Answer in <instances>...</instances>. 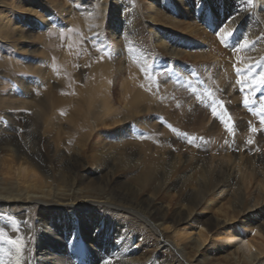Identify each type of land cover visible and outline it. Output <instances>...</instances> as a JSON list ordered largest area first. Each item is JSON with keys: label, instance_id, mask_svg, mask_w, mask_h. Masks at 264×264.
I'll return each instance as SVG.
<instances>
[{"label": "bare ground", "instance_id": "bare-ground-1", "mask_svg": "<svg viewBox=\"0 0 264 264\" xmlns=\"http://www.w3.org/2000/svg\"><path fill=\"white\" fill-rule=\"evenodd\" d=\"M32 1L0 0V40L12 38L15 33L18 38L22 31L20 24L29 20L30 14L44 17L48 22L53 20L48 19L47 14H38L30 9V4L34 3ZM233 1L91 0V4L94 3L99 22L110 30L111 38L116 43L121 45L126 41L129 44L132 40L131 45L135 39L143 42L142 33L146 32L154 41V47L174 61L179 55L191 56L184 54L186 51L177 46V35L197 36L200 33L199 23L219 24L223 17L229 26L226 30L238 28L243 33L241 40L247 38L249 41L250 47L242 64L255 61L252 65L255 67L259 62V71L264 70V0H236L235 5ZM46 2L59 12L66 11L67 17H70L69 24L70 21L74 23L71 17L76 11L84 13L89 8V0H76L78 3H72V0L70 2L75 5L71 7L59 0ZM137 12L138 15H135ZM19 13L24 14L19 16ZM180 13L188 15L197 25L185 24L179 33H172L179 26L177 18ZM140 17L150 23L146 31L141 27ZM75 19L78 21V16ZM45 28L51 30L47 24ZM121 29H124L123 32H120ZM73 45L76 46L75 50L67 52L66 66L69 72L61 81L62 87L75 91L78 100L71 111H76L77 115H66L65 129L57 126L58 122L51 115L48 124L45 119V126L41 130L24 131L18 137L6 126L0 133V234L6 233L14 238L18 234L17 221L13 219L18 216L13 210L27 209L31 212V209L39 208L41 211L36 214V226L19 228L23 236L31 234L36 238L34 256L29 258L24 253L18 256L11 246L0 240V264H105V261L109 264H264V225L253 219V213L260 207L264 209V204L251 203L241 209L239 204L242 202L238 203L233 196L229 210L220 208L222 204L216 209L221 216L198 212L201 206L210 203L207 196L231 183L238 185V193L245 190L247 163H242V153L233 151L225 154L227 160L219 165L221 171L209 191L205 188L208 177L201 176L192 184L193 189H188L179 194L175 201L164 205L156 196L161 193L162 199L165 189L178 187L190 178L181 176L169 182L168 176L173 170L171 164L164 165L162 170L144 171L133 180L128 178L120 182L116 173L126 163L133 162V150L125 148L129 147L126 142L116 148L110 142L97 144L93 141L96 131L102 127L120 125L118 120L108 115L116 101L113 96L116 85L110 87L108 81L113 70L118 71L119 67L113 65L107 55H99L90 63H83L88 68L89 77H93L91 82L74 86L75 57L71 58L74 56L71 55L80 49H77V42H73ZM114 49L116 55L121 47L117 45ZM133 51L136 53V48L130 46L129 53ZM8 63L4 61L3 67ZM11 63L18 65L16 61ZM135 86L136 91L131 94L123 87L119 99L130 115L117 116L136 120L142 125L144 115L133 114L150 110L154 91L141 83ZM57 89L59 92L51 89L41 97L36 108H44L46 103H49L51 111L65 107L67 96H61V87ZM94 95L98 96L92 98ZM2 104H8L6 98L0 100ZM80 110L84 111L83 115ZM97 113L103 115L100 117ZM6 115H10V112H6ZM16 115L13 116L17 118ZM147 118L149 120L146 121H151V116ZM50 123L54 128L49 126ZM81 155L100 165L97 168L83 167L79 158ZM231 158L232 162L229 163ZM246 159L251 163V172L259 170L256 162L262 163L259 167L264 172L263 153L255 152ZM217 163L220 164L219 161ZM233 163L235 165H231ZM260 174L264 176L262 172ZM256 189L260 187L256 186ZM235 209H241V215L234 218L231 213H235ZM7 210L11 212L7 213ZM29 215L26 211L23 217L30 218ZM53 225L58 231L51 230ZM67 232L66 237L64 234ZM80 249L102 257L93 263L81 258Z\"/></svg>", "mask_w": 264, "mask_h": 264}, {"label": "rangeland", "instance_id": "rangeland-1", "mask_svg": "<svg viewBox=\"0 0 264 264\" xmlns=\"http://www.w3.org/2000/svg\"><path fill=\"white\" fill-rule=\"evenodd\" d=\"M59 1L70 7L75 5L72 3H78L76 0H73L72 3L70 2L72 0ZM32 2L34 3L30 4V9L37 11L38 14H47L48 19L53 20L48 22L44 17L30 14L28 16L30 19L20 24L23 34L21 31L18 38L17 33H15L12 38L0 40V68L2 66L0 71H5V73L0 72V100L6 98L8 103L0 105V116L2 117H0V133L6 126L18 137L24 131L41 130L45 126V119L48 120L51 115L60 124H57V126L65 129L64 119L66 115H77L76 111H71V107L78 100L75 91L64 86L63 88V82L61 81L69 72V68L66 66L69 57L67 52L69 50L74 51L76 46L73 45V42H77V49L80 50L71 55H74L71 58L75 57L74 86H82L85 81L91 82L93 77H89L88 68L83 63H90L99 55H107L113 65L119 67L118 71L113 70L114 72L111 73L108 81V86L116 85L114 87L116 92L113 95L116 101L108 115L118 120L120 125L102 127L96 131L97 135L94 138L97 139L93 138V141L97 144L105 141L110 142L109 144L116 145V148L120 147L119 145L122 142H126L129 147L125 148L133 150V162L126 163V166L116 173L120 182L126 181L128 178L133 180L144 171L162 170V168H165L164 165L171 164L173 170L168 176L169 182L181 176L190 177L189 180L184 181L178 187L165 189L162 199L160 198L161 193L156 196V199L159 198L163 205L172 203L179 194H183L188 189H193L192 184L197 182L201 176L208 177L205 188L209 191L221 171L219 165L222 161L227 160L225 154L235 151V153L241 152L243 156L242 163H247V168L243 167V170H246L243 171L245 190L238 193V185L231 183L223 190L211 191L214 193L207 196L210 203L204 204L205 207L201 206L198 212L205 215L221 216L216 209L222 204L220 208L229 210L233 196L234 199L238 200V203L242 202V204H239L241 209L251 203L264 204V187L262 186L264 176L260 174V172L263 174L264 172L259 167V164L262 166V163L256 162V167L259 170L251 172V163L246 159V156L252 157L255 152L264 155V124H261L260 116L256 114L260 111L261 104L264 103L260 99L261 96H264V91L255 95L248 89L241 92L240 85L237 84L238 79L244 80L246 77H238L233 66L243 69L249 64L254 65L255 62L243 65L241 61H244L243 58L248 53L247 49L242 51L233 50V45L241 41V37H243L240 29L226 30L229 26H227L226 21H223L222 16V18L219 17L221 22L219 24L199 23L197 25L188 18V15L180 13L177 18L179 26L173 29L172 33H179L180 30H183L185 24L197 25L200 28V33L196 34L197 36L176 34L177 46L186 51L184 54H191V56L179 55L180 57L174 61L163 55L160 49L154 47V41L150 39L146 32L142 33L143 42L135 39L136 44L133 41L130 45L132 40L129 41V44L126 41L120 43L121 45L116 43L117 41L111 38L110 30L104 26V23L102 25V22H99L98 11L94 10V3L91 4V0H89V8L84 13L76 11V14L72 15L71 19L74 23L70 21V24L68 21L70 17H67L66 11H63V13L49 7L46 0H33ZM235 4L236 0L233 1V5ZM76 8H79V6ZM46 9L47 12H45ZM73 13H75L74 10ZM22 14L24 13H19V16ZM135 15H138V12ZM75 16H78V21ZM139 20L142 22L143 31H146L145 29L148 28L150 23L142 17ZM46 24L51 29L50 31L45 28ZM221 26L226 31L234 33L227 45L222 44L220 38L215 34ZM123 30L121 29L120 32H123ZM84 45L87 47H83ZM117 45L121 47V50L115 55L113 51ZM130 46L136 48V53L135 51L129 53ZM142 59L145 61H142ZM3 60L9 62L5 67H3ZM12 61H16L18 65L14 66L11 63ZM146 65H151L148 72L141 70ZM256 71L259 72V69L256 68ZM137 83H141L142 86L147 85L154 91V102L153 105L151 104L150 110L133 114L144 115L142 125L137 123L136 120H125L117 116L130 115L125 111L119 99L123 87H126L127 92L131 94L136 91L135 85ZM59 87L62 88V91L60 89L61 96H67L65 107L51 111L49 103H46L44 108H36L38 102L42 100L47 92L49 93L51 89L59 92L57 89ZM245 94L248 95L250 100L248 107L243 104ZM97 96L94 95L92 98ZM214 103L217 113H223L225 119L231 117L230 122L233 126V133H229L225 124L218 117L212 115ZM5 111L10 112V115H6ZM80 114L83 115L84 111L80 110ZM98 115L101 117L103 114ZM148 115L151 116V121H146ZM179 115L180 118L178 119ZM11 119L13 123L10 122ZM48 122L49 120L47 124ZM49 126L54 128L52 123ZM252 127H255L257 131L252 132ZM19 129H23V131L19 132ZM172 129L176 131L174 132ZM190 137L196 139L189 143L188 138ZM248 140H252L253 143H247ZM234 144L236 147H234ZM79 158L82 160L83 167L97 168L100 165L94 164V161L85 155H81ZM232 159L229 163L232 162ZM256 186H259L260 189L257 190ZM241 209H235V213H231V215L234 218L239 217ZM26 211L30 214V218L23 217ZM8 212H11V210H7ZM13 212L18 216V218H13L17 221L16 227H18L16 237L25 239L26 244L23 253L31 258L36 252V238L31 234L23 236L19 228L26 225L36 226V214L41 211L37 208L31 209V212L27 209L23 211L22 209H15ZM253 215V219L257 223L264 225V209L262 207L258 208ZM50 228L58 231L54 225ZM1 230L4 231L3 228ZM68 233H65L64 236L67 237ZM61 242L64 243V240ZM79 255L81 258H87L93 263L102 257L87 250H81Z\"/></svg>", "mask_w": 264, "mask_h": 264}, {"label": "snow or ice", "instance_id": "snow-or-ice-1", "mask_svg": "<svg viewBox=\"0 0 264 264\" xmlns=\"http://www.w3.org/2000/svg\"><path fill=\"white\" fill-rule=\"evenodd\" d=\"M219 38L220 42L222 44L227 45L229 39L233 36V32L226 31L223 26H221L220 30L215 33ZM250 47L249 41L247 38H244L241 41H238L235 45H233V50L234 51H242L246 50ZM236 72V75L238 77L240 76H245L246 78L244 80H237V84L240 85V91L245 92V89H248L249 91L252 92L253 95L256 93L264 91V70H260L259 72L256 71V68L260 67V63L257 62L256 66L253 67L252 65H247L245 68L241 69L239 67H236L235 65L233 66ZM151 68V65H146L144 68L141 70L144 72H148V70ZM261 101L264 102V96L260 97ZM243 104L245 107H248L250 105V100L247 94L244 96ZM260 116L261 124H264V103L261 104V109L258 113H256ZM212 115L214 117H218L224 124L229 133H233V126L231 124V117H228L225 119V116L223 113H217L216 111V105L215 103L213 104V109H212ZM174 132L176 131L175 129H172ZM19 132H22L23 129H19ZM252 132H256L257 129L255 127L251 128ZM196 138L195 137H190L188 138V142L192 143ZM247 143L251 144L253 143L252 140H248ZM11 219V217H9ZM0 240H2L4 243L7 245L11 246L16 254L18 256L23 255L24 248L26 241L22 237H12L7 235L6 233L0 234ZM105 264H109L108 261H105Z\"/></svg>", "mask_w": 264, "mask_h": 264}]
</instances>
